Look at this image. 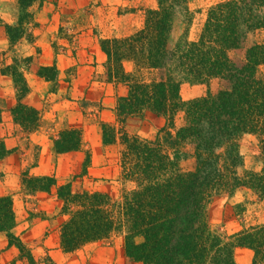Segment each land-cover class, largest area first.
I'll list each match as a JSON object with an SVG mask.
<instances>
[{
  "label": "trees",
  "instance_id": "obj_1",
  "mask_svg": "<svg viewBox=\"0 0 264 264\" xmlns=\"http://www.w3.org/2000/svg\"><path fill=\"white\" fill-rule=\"evenodd\" d=\"M41 1L17 0V21L8 24L0 19L9 47L25 38L33 22L30 8ZM144 15L143 25L131 33L99 39L105 61L102 71L94 74L95 80L126 88L116 98L115 121L101 122L100 129L104 144L121 146L120 176L132 187L120 200L101 191L74 190L73 180L58 184L54 175L33 174L36 155V162L20 172L24 195L46 192L61 200L66 217L59 225V247L66 253L91 242H111L119 235L126 257L141 264H238L236 248L251 251L248 264H264V222L227 235L206 219V207L215 196H233L245 189L264 201V166L244 168L239 150L241 138L252 135L264 157V40L251 44L242 60L230 57L247 34L264 31V0L211 5L194 38L188 32L192 22L188 0H157V7L146 9ZM176 21L183 27L175 36ZM23 69L53 82L58 70L31 55L21 61L12 58V64L0 69L12 78L16 92L11 119L29 141L42 118L22 101L29 89ZM216 78L223 82L217 92L182 99L183 83ZM146 112L163 119L151 139L126 128L129 118ZM51 140L56 154L78 151L83 145L77 127L63 128ZM186 145L191 146L195 164L183 171L180 162ZM9 152L0 140V160ZM16 223L12 194L0 196V233L17 249L23 264H40L13 232ZM43 259L55 264L47 254Z\"/></svg>",
  "mask_w": 264,
  "mask_h": 264
},
{
  "label": "rangeland",
  "instance_id": "obj_2",
  "mask_svg": "<svg viewBox=\"0 0 264 264\" xmlns=\"http://www.w3.org/2000/svg\"><path fill=\"white\" fill-rule=\"evenodd\" d=\"M220 1L223 0H188L192 13L188 30L190 38L198 34L208 8ZM155 7L157 0H42L31 6L33 22L25 38L13 47H9L5 29L0 27V69L12 64V58L21 61L31 55L38 57L43 65L54 64L58 70V79L53 82L23 69L29 89L22 101L37 109L42 118L41 127L30 134L29 141L25 132L11 119L9 109L16 102L12 78L0 73V140L5 139V146L10 149L0 160V196L14 195L17 223L13 232L20 236L40 264H47L43 259L46 254L55 264H141L126 257L123 239L119 235L114 236L111 242H91L73 252H63L59 247V225L66 216L61 211V200L24 195L20 172L36 162L38 156L36 165L42 160L50 162L57 183L73 180L74 190L101 191L120 200L124 190L132 187L120 176L121 146L104 144L101 139L102 119L98 114L101 98H105L106 105L108 97L114 96L116 102L124 88L122 84L94 79V74L102 71L105 61L98 42L100 38L120 37L140 28L145 10ZM0 16L6 23H15L18 18L17 0H0ZM182 27L183 24L176 21L175 36ZM259 40H264V31L247 34L230 52V57L235 61L242 60L246 49ZM18 66L20 69L23 67L22 63ZM222 85L223 82L217 78L209 83H183L180 93L187 101L208 92L215 93ZM162 124V118L146 112L141 117L129 118L126 128L142 138L151 139ZM176 124H181L180 117ZM67 127L81 130L82 148L56 154L51 138ZM41 143L48 146L45 154H41ZM239 150L244 168L260 170L264 166V157L259 156L254 136L244 135ZM184 151L180 166L183 171H188L195 161L190 154V145H186ZM206 219L212 228L230 235L245 226L264 222V201L245 189L233 196H215L206 207ZM38 223L39 234L34 236L35 233H30L29 229ZM251 255V251L245 248H236L234 252L238 264H248ZM23 263L17 249L8 246L7 238L0 233V264Z\"/></svg>",
  "mask_w": 264,
  "mask_h": 264
},
{
  "label": "crops",
  "instance_id": "obj_3",
  "mask_svg": "<svg viewBox=\"0 0 264 264\" xmlns=\"http://www.w3.org/2000/svg\"><path fill=\"white\" fill-rule=\"evenodd\" d=\"M0 19L2 20L1 16H0ZM2 22H4V21L2 20ZM4 23H6V22H4ZM8 24H10V23H8ZM119 86H122V85H119ZM122 88H124V91L119 93L118 96L125 94V92H126L125 87L122 86ZM101 99H102V104L100 105L101 109L98 111L99 117L102 119V122H108V123L114 122L115 120L113 121V110H114V106H115V103H116L115 102V97L114 96L112 98L108 97V105H106L104 103V100H105L104 97L101 98ZM4 143H5V141H4ZM40 145L42 146L41 149H40L41 150V154H45L47 149H48V146L47 145L45 146L43 143H41ZM30 171L33 174H36V175H53V169L51 168L50 162L48 163V161L45 162L44 160L40 161L38 163V165L32 167L30 169ZM54 177L56 178V173H55ZM12 196H14V195L12 194ZM45 196H50L51 198L57 200V197L53 193H46V192H37L34 195H31V196H28V197H31V198H43ZM55 202L57 203V201H55ZM13 208H14V211H15L14 197H13ZM16 213L17 212L15 211L16 221H17V214ZM39 228H40V224L38 223L37 225L32 226L29 229V232L30 233H35L34 236H36V235L39 234Z\"/></svg>",
  "mask_w": 264,
  "mask_h": 264
}]
</instances>
